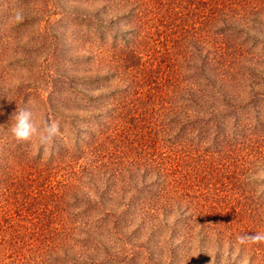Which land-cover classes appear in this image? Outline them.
<instances>
[{
	"label": "trees",
	"instance_id": "16d2710c",
	"mask_svg": "<svg viewBox=\"0 0 264 264\" xmlns=\"http://www.w3.org/2000/svg\"><path fill=\"white\" fill-rule=\"evenodd\" d=\"M107 1L72 0V20L83 23L85 35L95 32L100 42ZM113 1L107 23L125 29L111 35L109 50L116 60L104 77L127 79L124 90L97 97L108 99L106 106L80 120L61 91L53 90L55 104L52 95L42 98L45 123H52V114L58 120L47 158L42 157L47 143L39 141L34 153L31 139L0 136V264L68 262L71 246L130 231L135 215L144 228L154 220L150 213L165 221L176 215L170 231L179 220L187 222L185 227L198 223L205 237L223 244L233 237L222 215L228 206L235 205L237 216L250 207L254 213L255 200L263 198L258 205L264 213V128L258 130L264 121V39L255 43L257 31L264 33V0ZM94 4L91 11H80ZM66 128L76 136L72 149L65 142ZM132 144L148 150L137 159L128 154ZM160 144L179 150L173 161L187 166L185 174L153 158ZM105 149L119 155L110 157ZM204 166L218 185L200 178ZM137 178L149 180L155 201L168 200L146 209L125 203ZM235 189L241 190L240 202ZM114 197L122 202L112 203ZM94 210L96 219L89 217ZM154 228L153 223L151 233ZM101 250L109 260L127 252ZM169 252L172 264L175 253Z\"/></svg>",
	"mask_w": 264,
	"mask_h": 264
},
{
	"label": "rangeland",
	"instance_id": "374dc122",
	"mask_svg": "<svg viewBox=\"0 0 264 264\" xmlns=\"http://www.w3.org/2000/svg\"><path fill=\"white\" fill-rule=\"evenodd\" d=\"M96 5L79 8L82 12L91 11ZM114 6L113 0L106 2L102 13V19L107 24L103 28L105 40L100 42L95 32L91 31L95 35H85L83 23L72 20L74 11L72 0H0L1 137L8 135L12 138L7 126L15 122L12 117L20 107L31 110L37 127L42 128L46 124L44 120L46 113L40 112V108L44 109L41 100L52 95L55 104L56 97L53 95L55 89L61 91L62 99H71L72 113H75V117L79 120L87 118L88 114H93L99 110V107L102 109L106 106L108 99L98 100L97 97L100 95H106L112 89L124 90L127 83L129 84L127 79L126 82L118 81L115 77L110 79L104 77L109 67H112L111 63L116 60L109 50L111 35L116 29H125L117 25L110 27L107 23L114 14ZM257 36L255 43L260 45L259 42L261 43L264 39V33L257 31ZM102 42L104 44L100 45L99 43ZM259 110L263 108L260 107ZM43 111H48L49 115L52 114L48 107ZM49 120L55 124L58 122L53 114ZM259 123L261 126L258 130H262L264 121L261 120ZM90 130L93 132L94 126ZM63 133L67 136L65 141L67 146L72 149L71 145H74L73 140L74 137L76 138L75 133H71V130L67 128ZM81 136L84 139L87 133ZM31 141L35 144L33 152L36 153L40 139L34 136ZM79 142H82V139ZM49 145L51 144L47 143L43 148V158L48 156ZM166 145L160 144L158 148H154L153 158L161 159L160 162H163L161 164L164 167L174 166L180 173L185 174L187 166L183 167L180 164L181 160L177 166L174 165L173 159L178 158L174 153L179 150L177 148L168 150ZM129 148L131 152L128 154L134 153L133 157L137 159L142 157L141 151L148 150L147 146L137 147L135 144L130 145ZM133 148L134 151H132ZM105 150L110 157L119 155L118 152L112 154L108 149ZM208 169L206 166L202 167L200 178H203L204 183L215 182L216 184V181H213L215 175ZM198 180L194 184L198 183ZM148 181L142 182L137 178L135 188L125 193L123 201L137 208H154V204L155 208H160L162 203L168 200V196L164 200L156 197V202L151 196L154 191H149L147 188ZM235 190L237 193L234 195L240 202L241 190ZM252 190L255 195H262V190L258 187H252ZM262 200L263 198L255 200L256 205L252 206L254 213L249 212L250 207L249 210H244L248 213L243 212L239 216H237V210H233L235 205L228 206L222 215H227L229 230L226 233L233 237L223 244L215 242L210 235L205 237L202 230H199L198 223L195 225L189 223V226L185 227L187 222L179 220L175 229L170 231L168 229L174 227L176 215H168L165 221L163 215L150 213L154 220L148 219L144 228H140L139 215H135L130 224V231H122L116 235H103L99 237L100 239L91 236L85 240L84 247L81 248L76 244L75 247L66 249L68 262L56 264H169V251L172 250L175 253L172 264H264V242H241L238 239L242 236L264 235V213L258 205ZM113 202L119 204L122 199L114 197ZM96 211H92L89 217L96 219L99 216ZM230 218L233 222H230ZM153 223L156 230L151 233L149 228ZM244 228H246L245 231ZM132 231L136 232L131 233ZM97 241L100 242L101 247L96 244ZM101 249H126L127 252L121 257L109 260L104 259V251ZM199 249L202 250L199 252ZM73 256L78 257L76 261L71 260Z\"/></svg>",
	"mask_w": 264,
	"mask_h": 264
},
{
	"label": "clouds",
	"instance_id": "9594fccd",
	"mask_svg": "<svg viewBox=\"0 0 264 264\" xmlns=\"http://www.w3.org/2000/svg\"><path fill=\"white\" fill-rule=\"evenodd\" d=\"M12 119L15 121L10 126V134L17 142H24L36 136L41 143H48L57 133L55 123H46L42 128L37 127L34 114L29 109H20L16 112ZM239 241H251L254 243L264 242V235L256 234L254 236H242Z\"/></svg>",
	"mask_w": 264,
	"mask_h": 264
}]
</instances>
